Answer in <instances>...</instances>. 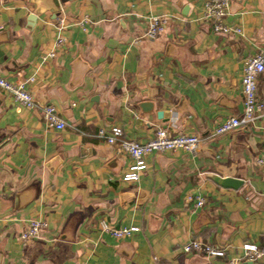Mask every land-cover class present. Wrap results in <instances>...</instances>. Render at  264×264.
<instances>
[{
    "label": "crops",
    "instance_id": "crops-1",
    "mask_svg": "<svg viewBox=\"0 0 264 264\" xmlns=\"http://www.w3.org/2000/svg\"><path fill=\"white\" fill-rule=\"evenodd\" d=\"M204 1L0 0V77L32 78L37 105L65 123L46 128L40 109L0 90V264H227L245 244L264 248V121L210 136L243 110L244 63L264 48V0H230L223 22L241 34L224 36L199 19ZM157 16L167 25L149 40ZM58 17L65 44L43 61ZM257 99L264 104V72ZM114 127L140 143L158 128L203 142L194 153L149 155L127 182L130 159L98 137ZM215 177L243 184L225 189ZM31 219L47 229L22 247ZM101 222L139 231L116 240ZM193 240L225 255L183 254Z\"/></svg>",
    "mask_w": 264,
    "mask_h": 264
},
{
    "label": "built area",
    "instance_id": "built-area-1",
    "mask_svg": "<svg viewBox=\"0 0 264 264\" xmlns=\"http://www.w3.org/2000/svg\"><path fill=\"white\" fill-rule=\"evenodd\" d=\"M231 1L230 0H205L200 14V20L206 23L210 30L218 35L241 34V29L224 24L223 20L227 16ZM58 34L53 43L52 49L44 53L42 60L53 59L65 44V38L61 31L66 27L63 18H57ZM167 18L163 16L151 17L148 19L145 37L155 40L160 37L166 28ZM264 72V48L258 50L253 56L249 57L244 63L241 78V92L243 96V110L237 116H232L217 125L211 137H218L239 128L253 126L264 121V104L257 99V78ZM33 82L29 80L8 81L0 77V90L7 93L13 101L20 107L34 110L40 109L44 124L48 129L62 130L65 123L60 119L56 109L52 105L38 106L31 92L26 85ZM98 137L106 140L107 144L115 146L117 151L126 155L130 159V166L123 175L122 180L127 182H137L141 174L147 169L146 158L153 153L173 152L183 150L194 153L203 142L197 135L178 134L173 135L167 129L158 128L155 136L147 142L124 138L120 128L114 127L109 131L100 129ZM259 164H264V141L261 150ZM204 200L196 198V208H201ZM101 231L116 240L129 238L138 228L115 229L108 224L100 223ZM47 229V223L43 220L31 219L25 229L20 233L18 241L22 247H26L30 242L40 238L41 234ZM243 255L241 257L230 258L227 264H240L243 261L255 262L264 257V248L252 244L243 245ZM183 254H197L206 257H223L224 248H217L207 243L197 240L189 241L182 246Z\"/></svg>",
    "mask_w": 264,
    "mask_h": 264
},
{
    "label": "water",
    "instance_id": "water-1",
    "mask_svg": "<svg viewBox=\"0 0 264 264\" xmlns=\"http://www.w3.org/2000/svg\"><path fill=\"white\" fill-rule=\"evenodd\" d=\"M31 20H33V18H31ZM214 182L225 189H237L243 184V181L239 179L220 177H215Z\"/></svg>",
    "mask_w": 264,
    "mask_h": 264
}]
</instances>
